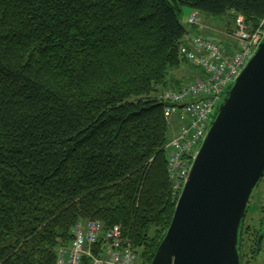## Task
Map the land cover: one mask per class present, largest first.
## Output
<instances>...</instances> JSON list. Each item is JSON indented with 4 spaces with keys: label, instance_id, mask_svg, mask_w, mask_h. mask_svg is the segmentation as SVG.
Returning <instances> with one entry per match:
<instances>
[{
    "label": "trees",
    "instance_id": "obj_1",
    "mask_svg": "<svg viewBox=\"0 0 264 264\" xmlns=\"http://www.w3.org/2000/svg\"><path fill=\"white\" fill-rule=\"evenodd\" d=\"M183 8L264 22V0H0V264H55L88 220L151 263L177 201L157 93L182 85Z\"/></svg>",
    "mask_w": 264,
    "mask_h": 264
},
{
    "label": "water",
    "instance_id": "obj_2",
    "mask_svg": "<svg viewBox=\"0 0 264 264\" xmlns=\"http://www.w3.org/2000/svg\"><path fill=\"white\" fill-rule=\"evenodd\" d=\"M262 177L264 39L222 94L150 264H241L242 226Z\"/></svg>",
    "mask_w": 264,
    "mask_h": 264
},
{
    "label": "built area",
    "instance_id": "obj_3",
    "mask_svg": "<svg viewBox=\"0 0 264 264\" xmlns=\"http://www.w3.org/2000/svg\"><path fill=\"white\" fill-rule=\"evenodd\" d=\"M187 24L198 29L199 13L192 11ZM235 25V43L228 48L220 40L203 35L201 27L187 32L179 53L198 73L179 88L157 93L170 131L165 146L166 171L175 198L183 188L222 94L264 39V22L252 31L242 17L236 19ZM71 236L69 245L58 249L55 264H141L139 255L117 226L106 229L99 221L79 222L71 230Z\"/></svg>",
    "mask_w": 264,
    "mask_h": 264
},
{
    "label": "rangeland",
    "instance_id": "obj_4",
    "mask_svg": "<svg viewBox=\"0 0 264 264\" xmlns=\"http://www.w3.org/2000/svg\"><path fill=\"white\" fill-rule=\"evenodd\" d=\"M190 11L187 8H183L182 12L180 14V23L182 26L187 27V17L189 15ZM200 27L202 29V33L208 34L220 41H222L225 48L230 47V45H233L235 43V37L236 31L234 33H229V31H226V21L220 20H203L201 18V24ZM199 27V28H200ZM197 27H195L196 29ZM198 28V29H199ZM236 33V34H235ZM227 40L224 41V40ZM229 40V41H228ZM229 45V46H228ZM237 49V47H235ZM192 71V72H190ZM193 72H197L198 70L192 68L186 63H183L182 66L172 73L173 78L182 80V82L190 81L191 79H187ZM185 80V81H184ZM90 221V220H88ZM85 221H81L83 223ZM245 225V226H244ZM104 226V225H103ZM264 231V177L260 180L258 183V186L254 189L253 194L251 196L250 205L247 211V215L245 217L243 227H242V234H241V240L240 243L243 245V258L241 260V264H264V254L262 251L259 253H255L256 249V240L258 237L259 229ZM105 228V227H104ZM252 228V236L250 238L248 229ZM247 229V231H245ZM71 234V232H70ZM244 240L242 241V239ZM72 240V236H71ZM262 248H264V242L262 243ZM262 250V249H261ZM241 258V256H240Z\"/></svg>",
    "mask_w": 264,
    "mask_h": 264
},
{
    "label": "flooded vegetation",
    "instance_id": "obj_5",
    "mask_svg": "<svg viewBox=\"0 0 264 264\" xmlns=\"http://www.w3.org/2000/svg\"><path fill=\"white\" fill-rule=\"evenodd\" d=\"M243 227V226H242ZM260 235H262V237H263V239H262V243L264 242V231L261 229V227H260V229H259V233H258V237H257V240H256V243L258 242V239H259V237H260ZM262 243H261V246H262ZM257 246V245H256ZM261 249H262V247L260 248V251H261ZM259 251V252H260ZM255 253H256V249H255ZM257 254V253H256Z\"/></svg>",
    "mask_w": 264,
    "mask_h": 264
},
{
    "label": "crops",
    "instance_id": "obj_6",
    "mask_svg": "<svg viewBox=\"0 0 264 264\" xmlns=\"http://www.w3.org/2000/svg\"><path fill=\"white\" fill-rule=\"evenodd\" d=\"M190 72H192V71H190ZM197 74V72H193L188 78H186V80L187 79H191L192 77H194L195 75ZM181 81V84H183V82H182V80H180ZM185 81V80H184ZM187 82V81H186ZM185 83V82H184ZM180 84V85H181Z\"/></svg>",
    "mask_w": 264,
    "mask_h": 264
}]
</instances>
